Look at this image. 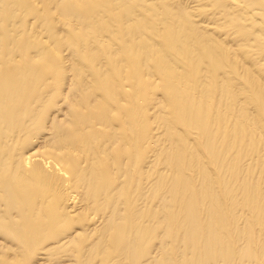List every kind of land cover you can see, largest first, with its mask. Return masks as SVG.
<instances>
[{"label":"bare ground","instance_id":"6f19581e","mask_svg":"<svg viewBox=\"0 0 264 264\" xmlns=\"http://www.w3.org/2000/svg\"><path fill=\"white\" fill-rule=\"evenodd\" d=\"M263 77L260 0H0V264H264Z\"/></svg>","mask_w":264,"mask_h":264},{"label":"rangeland","instance_id":"374dc122","mask_svg":"<svg viewBox=\"0 0 264 264\" xmlns=\"http://www.w3.org/2000/svg\"><path fill=\"white\" fill-rule=\"evenodd\" d=\"M260 1L264 2V0H260ZM146 23L148 24L149 22L146 21ZM129 28H127V29H129ZM117 37H119V35ZM220 39L221 38L217 34H212L211 38L205 39V41L207 44L215 45L218 47V49L223 50V51L218 52L213 46L204 45V46H199L196 48L197 53L200 56L208 55L205 62L206 63L208 62L210 65H212V67H215L214 66L215 61H219L220 65L223 67L228 65V67L233 72V76L237 79V80L234 79V81L238 82L242 85H247V82L244 80L245 75L250 74L251 72L254 71L253 68L251 67L250 59L241 53H233L232 52L233 44L229 41H225V42L221 43ZM223 55H224V58H223ZM183 56L184 55L181 54L180 56H178V58L182 59ZM149 59L154 61V63L156 61L154 58V54L150 55ZM110 67L112 68V65ZM146 68L149 72L156 70L155 64L154 65L149 64V65H147ZM162 69L164 72L170 73L169 70L164 69V68H162ZM263 79H264V77H263ZM174 90L176 91L174 98L176 100H180V103L182 105H184L185 107L191 106L194 109H196L198 112H200L201 114L208 115L210 117L212 116V113H213V115H222L223 114V113H220L218 110H216L214 107H212V106H210L204 102H200V101L196 100L192 94L179 90V88L177 86H175ZM256 90H260L261 91L260 94H264V87L261 88V87L256 86ZM193 99H195L196 101H194ZM165 100L168 101L169 99L167 97H165ZM188 100H190V101H188ZM191 101H194V102H191ZM172 106L173 105H172V100H171L169 113L172 116L176 117L175 109ZM214 126H216V125L214 124ZM160 158L162 161L165 160L164 157H160ZM188 167L189 166H187V168ZM253 170L256 171L255 168H253ZM174 183H175V181H174ZM166 186L169 187L170 185L166 184ZM211 186H213V185H209V188ZM166 198H168V197H166Z\"/></svg>","mask_w":264,"mask_h":264}]
</instances>
